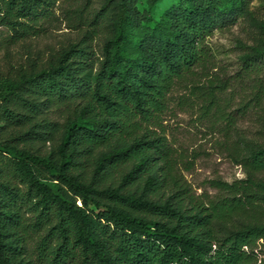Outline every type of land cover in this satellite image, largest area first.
Instances as JSON below:
<instances>
[{
    "label": "trees",
    "instance_id": "1",
    "mask_svg": "<svg viewBox=\"0 0 264 264\" xmlns=\"http://www.w3.org/2000/svg\"><path fill=\"white\" fill-rule=\"evenodd\" d=\"M56 2L0 0V49L38 35ZM139 2L105 0L89 21L83 9L79 39L0 76V264H264V143L237 141L246 178L213 180L204 202L179 188L167 144L138 134L250 0H178L159 18L160 0ZM245 64L262 68L264 49Z\"/></svg>",
    "mask_w": 264,
    "mask_h": 264
},
{
    "label": "rangeland",
    "instance_id": "2",
    "mask_svg": "<svg viewBox=\"0 0 264 264\" xmlns=\"http://www.w3.org/2000/svg\"><path fill=\"white\" fill-rule=\"evenodd\" d=\"M178 0H160L152 11L159 18ZM105 0H57L50 22L38 35L3 42L0 49V76L14 72L20 62L38 53L51 52L80 38L86 28L80 18L92 20ZM141 10H148L147 0H140ZM246 15L215 30L206 39L210 50L208 63L178 81L167 100V107L157 118L144 121L139 136L148 134L167 144L176 165L179 188L187 189L196 199L207 202L218 195L213 180L234 182L246 178L241 164L232 156L237 141L264 143V108L256 106L254 95L264 89V65L252 68L245 64L249 55L264 49V0H250ZM1 39L11 33L0 26ZM105 30H100L93 45L102 52ZM213 85L215 87H213ZM214 90L215 95L211 97ZM214 101L211 102V99ZM214 103V104H213ZM264 107V97L263 106ZM49 116L58 119L50 112ZM50 144L43 149H49ZM90 170V167L88 168ZM264 177V173L261 174ZM14 179V178H13ZM264 222V210L255 215ZM34 239L30 242L31 252ZM256 251L264 261V238Z\"/></svg>",
    "mask_w": 264,
    "mask_h": 264
}]
</instances>
